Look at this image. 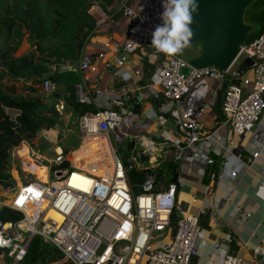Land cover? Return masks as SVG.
Instances as JSON below:
<instances>
[{"label": "built area", "instance_id": "2783aa9c", "mask_svg": "<svg viewBox=\"0 0 264 264\" xmlns=\"http://www.w3.org/2000/svg\"><path fill=\"white\" fill-rule=\"evenodd\" d=\"M162 4L163 0H138L134 5L113 0V8L127 18L126 36L117 53L104 60L103 66L126 85L113 95L106 94L104 104H95L97 108L85 111L78 121L79 150H85L97 139H107L113 156L108 170L92 172L70 163L64 165L68 161L67 152L60 143L54 144L50 158L34 151L25 140L10 149L7 172L17 185L14 184L11 196L1 207L19 210L23 218L14 221L0 212V264H25L34 237L60 253L59 259L45 264H192L199 235L197 215L173 218L177 184L162 180L156 168L164 162H175L178 181L184 167L190 172L200 163L204 168L219 163L217 156L221 153L209 134L203 132V117L216 106L220 90H223L220 105L223 120L230 131L254 137V125L264 109V26L255 38L240 46L227 69L196 68L187 63V57L180 54L169 57L151 46L152 32L162 23ZM136 50L157 63L147 87L130 85L139 74L129 60ZM98 57L104 54L99 53ZM245 58L252 60V66L246 74H239L237 68ZM72 66L96 70L93 57L86 53L75 62L61 64L59 69L72 70ZM41 87L52 93L56 84L47 78ZM148 90L163 98V113L175 114L176 134L167 139L131 138L133 109L146 98ZM76 94L80 103H92L86 93ZM55 107L61 113L63 102ZM4 111L13 121L20 113V109L7 106ZM144 115L150 117L147 111ZM255 137L264 152V136ZM127 140L132 145L131 155L124 159L120 147ZM24 147L31 161L46 168L47 180L24 169L21 154ZM139 149L148 156L143 163ZM141 167L146 168L142 180L131 184L130 170ZM20 169L22 182L17 180ZM210 175L214 178L216 173ZM221 264L248 263L224 255Z\"/></svg>", "mask_w": 264, "mask_h": 264}, {"label": "crops", "instance_id": "0c3cea01", "mask_svg": "<svg viewBox=\"0 0 264 264\" xmlns=\"http://www.w3.org/2000/svg\"><path fill=\"white\" fill-rule=\"evenodd\" d=\"M137 1L125 0L129 5ZM90 13L94 20L87 36L79 42V57L83 53L91 55L96 70H80L75 68V63L71 69L80 75L76 93H86L92 102L87 105L97 108L96 105L105 103L106 94L113 95L126 85L103 65L122 45L127 18L113 8V0H95ZM99 53L104 57H98ZM129 60L139 70L130 85L147 87L157 63H152L141 50L132 52ZM58 102H63V108H72L62 97ZM163 104V98L153 96L148 90L146 98L133 109L131 138L164 140L176 134L175 114L163 113ZM146 111L150 117L144 115ZM215 116L214 109L204 114L203 132L209 134L220 151L219 163L205 168L200 163L190 172L184 167L181 178L176 181L173 218L197 215L199 235L192 264H221L224 255L242 258L248 264H264V197L257 194L264 188V152L255 137L264 136V109L254 125V137L249 133L233 134L224 120L215 122ZM213 171L214 178L210 175Z\"/></svg>", "mask_w": 264, "mask_h": 264}, {"label": "trees", "instance_id": "16d2710c", "mask_svg": "<svg viewBox=\"0 0 264 264\" xmlns=\"http://www.w3.org/2000/svg\"><path fill=\"white\" fill-rule=\"evenodd\" d=\"M94 1L0 0V43L3 44H0V185L3 187L14 185V179L7 172L10 149L22 140L32 141L40 130L59 124L61 114L55 104L60 97L66 105L81 114L95 110L76 98L75 87L80 82L79 73L59 69L61 64L78 59L79 42L87 36L93 24L90 7ZM244 18L253 26L246 40L249 42L263 29L264 0L252 2L247 7ZM25 34L31 42V51L17 55L15 53ZM5 77L31 80L36 84L42 83L44 79H51L56 84V102L45 103L36 94L15 95L13 88H7L3 84L2 79ZM30 89L35 91L31 87ZM222 95L223 90H220L214 108L217 123L224 119L220 106ZM5 106L20 109L15 121L8 118ZM64 165H69L68 161ZM175 167L176 163L173 161L164 162L156 168V172L160 178L176 182ZM145 172V167L130 170L131 184L140 182ZM51 254H57L51 261L60 258V253L54 246L34 237L24 263L45 264Z\"/></svg>", "mask_w": 264, "mask_h": 264}, {"label": "rangeland", "instance_id": "374dc122", "mask_svg": "<svg viewBox=\"0 0 264 264\" xmlns=\"http://www.w3.org/2000/svg\"><path fill=\"white\" fill-rule=\"evenodd\" d=\"M1 45L2 42L0 43ZM31 51V42L25 34L21 45L18 47L15 54H25ZM193 53L192 49L185 48L182 53L183 57H188ZM35 54V53H34ZM54 70V67H53ZM246 74V73H245ZM4 85L7 88H13L15 95L29 96L31 94H36L41 101L45 103L52 104L56 102L54 92L46 93L42 87L41 83H32L31 80H25L22 78H9L5 77L2 79ZM33 88L35 91H31ZM61 118L59 124L49 129H42L36 135L32 141H27L30 148L45 157L50 158L52 156V149L55 143H60L67 148L68 163L72 167L83 168L88 171L96 172L99 170H108V166L113 162V156L107 145V139L101 138L94 142H91L85 150H79L80 132L78 127V121L82 115L80 112L74 110V108H63L61 109ZM26 141V140H25ZM137 143V141L135 142ZM129 140L122 144L120 147V154L124 159L131 155ZM132 146V145H131ZM22 159L27 157V149L24 147L21 150ZM28 158V157H27ZM30 161V160H29ZM33 162V161H32ZM30 164V163H29ZM36 164V163H35ZM20 166V161H19ZM25 169V168H24ZM19 172L17 180L22 182L24 179L23 171ZM36 173L40 176V172L44 171V168L38 164L32 168L26 169ZM162 180L165 178L161 177ZM17 185V182L14 181ZM3 187L0 185V207L4 205L12 194V189L15 187ZM138 192V190L136 191ZM50 245V244H48ZM57 254H51L46 260V262H51V260L56 257ZM43 262V261H42ZM44 263V262H43Z\"/></svg>", "mask_w": 264, "mask_h": 264}, {"label": "water", "instance_id": "95a60500", "mask_svg": "<svg viewBox=\"0 0 264 264\" xmlns=\"http://www.w3.org/2000/svg\"><path fill=\"white\" fill-rule=\"evenodd\" d=\"M255 0H198L199 9L193 14L191 27L194 36L187 48L194 52L187 57L192 67L214 66L225 70L239 53L252 31L253 26L245 21V11ZM252 66V60L245 58L237 68L239 74ZM140 162L148 160L142 149L138 150ZM1 214L14 221L23 218L19 210L8 206L0 208Z\"/></svg>", "mask_w": 264, "mask_h": 264}, {"label": "clouds", "instance_id": "9594fccd", "mask_svg": "<svg viewBox=\"0 0 264 264\" xmlns=\"http://www.w3.org/2000/svg\"><path fill=\"white\" fill-rule=\"evenodd\" d=\"M160 13L162 23L152 32L151 46L166 56L180 54L190 44L194 36L191 25L193 14L198 12V0H163ZM264 197V188L257 193Z\"/></svg>", "mask_w": 264, "mask_h": 264}, {"label": "bare ground", "instance_id": "6f19581e", "mask_svg": "<svg viewBox=\"0 0 264 264\" xmlns=\"http://www.w3.org/2000/svg\"><path fill=\"white\" fill-rule=\"evenodd\" d=\"M30 159L25 157L23 158V167L25 169H29L32 168L33 166H36V164L34 162H32ZM30 163V164H29ZM44 168V171L42 170V172H40V176H38L40 179L42 180H47V174H46V168L44 166H42ZM36 174V173H35ZM53 216L57 219H60V217H58L57 214L53 213Z\"/></svg>", "mask_w": 264, "mask_h": 264}]
</instances>
